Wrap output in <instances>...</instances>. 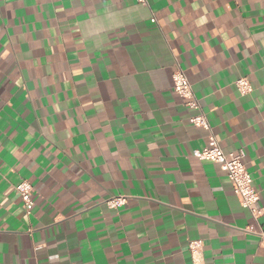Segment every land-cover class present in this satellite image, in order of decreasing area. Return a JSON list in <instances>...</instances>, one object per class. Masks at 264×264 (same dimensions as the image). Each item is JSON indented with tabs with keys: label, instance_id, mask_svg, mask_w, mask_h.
<instances>
[{
	"label": "crops",
	"instance_id": "obj_1",
	"mask_svg": "<svg viewBox=\"0 0 264 264\" xmlns=\"http://www.w3.org/2000/svg\"><path fill=\"white\" fill-rule=\"evenodd\" d=\"M177 65L264 207V0H0V264H264Z\"/></svg>",
	"mask_w": 264,
	"mask_h": 264
},
{
	"label": "built area",
	"instance_id": "obj_2",
	"mask_svg": "<svg viewBox=\"0 0 264 264\" xmlns=\"http://www.w3.org/2000/svg\"><path fill=\"white\" fill-rule=\"evenodd\" d=\"M136 1L145 3V0ZM234 83L241 94L248 93L252 90L251 83L246 77H239ZM172 87L179 96L184 98L185 104L196 111L189 117V121L193 125L202 127L208 132L207 145L203 148L193 150L192 155L199 160H207L218 164L226 172L232 189L239 198L240 205L246 208L253 218H257L263 214L264 207L258 205L259 194L255 190L252 184L251 174L243 162L244 152L242 150L225 152L222 149L205 113L201 109L199 100L195 96L184 70L178 65L172 73ZM15 189L21 196L25 209L29 210L32 206V185L30 182L22 180L15 185ZM125 199L124 196H111L105 200V203L111 207H117L123 204ZM261 235L264 236V233L261 232ZM188 249L193 263L199 264L201 262V241H190L188 243Z\"/></svg>",
	"mask_w": 264,
	"mask_h": 264
}]
</instances>
